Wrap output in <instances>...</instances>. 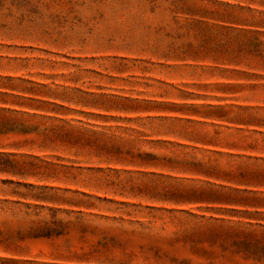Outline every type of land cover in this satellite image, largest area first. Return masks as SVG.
Here are the masks:
<instances>
[{
    "label": "rangeland",
    "instance_id": "obj_1",
    "mask_svg": "<svg viewBox=\"0 0 264 264\" xmlns=\"http://www.w3.org/2000/svg\"><path fill=\"white\" fill-rule=\"evenodd\" d=\"M0 264H264V0H0Z\"/></svg>",
    "mask_w": 264,
    "mask_h": 264
}]
</instances>
